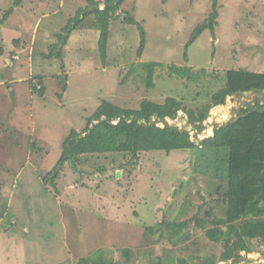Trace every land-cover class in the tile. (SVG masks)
Instances as JSON below:
<instances>
[{"label":"rangeland","instance_id":"374dc122","mask_svg":"<svg viewBox=\"0 0 264 264\" xmlns=\"http://www.w3.org/2000/svg\"><path fill=\"white\" fill-rule=\"evenodd\" d=\"M13 3L0 0V21ZM218 4L214 35L205 30L187 48V61L185 46L207 21L212 0H128L110 21L104 64L99 29L88 17L66 39L63 69L43 56L86 0H24L0 24V264H123L122 249L131 252L127 264H264L262 244L218 261L222 246L205 235L211 221L226 231L228 149L92 155L82 169L57 166L64 140L71 131L81 134L103 101L136 110L143 100L171 97L197 110L224 86L227 71L264 73V0ZM123 13L146 32L140 57L138 30ZM148 63L157 64L151 89ZM172 65L191 68L196 81L170 75ZM258 105L264 93L228 96L201 123L178 112L158 126L186 130L199 146L216 126ZM169 221L186 223L174 244L163 231L145 234L143 223Z\"/></svg>","mask_w":264,"mask_h":264},{"label":"trees","instance_id":"16d2710c","mask_svg":"<svg viewBox=\"0 0 264 264\" xmlns=\"http://www.w3.org/2000/svg\"><path fill=\"white\" fill-rule=\"evenodd\" d=\"M128 0H105L103 2L86 0L87 8L79 9L73 19L62 28L58 44L50 47V52L43 57L55 59L63 69V47L66 39L73 28L77 27L88 17L94 18L95 26L99 29L98 50L101 62L106 60L107 43L109 38V25L120 10V7ZM24 0H14L12 8L6 11L0 21L5 23L14 13V8L19 7ZM163 3L166 0H162ZM219 0H212L211 13L207 21L199 25L192 33L186 46L184 59L187 61V48L191 46L205 31H211L217 26ZM102 6V9L100 7ZM123 21L127 25L137 28L139 34V46L136 52L138 57L142 56L146 46V32L128 13H123ZM64 42L61 45V42ZM1 57V52H0ZM147 70L146 88L154 87V72L157 64L148 63L143 65ZM169 74L179 79L195 80L196 75L191 68L184 66L168 67ZM203 73L204 71L201 70ZM198 76V75H197ZM225 84L211 98L209 104L197 110H187L183 104L175 98H167L158 104L148 100L140 103L139 109L131 110L115 106L103 101L88 120L87 126L81 134L71 131L70 135L62 144L58 165L62 167L68 164L72 171L82 169L88 160L87 156L103 154H122L132 158L143 153L162 152L169 155L172 152H197L199 148L208 150H229L228 181L226 186V219L223 225L226 231L220 230L216 221L210 222L206 228L205 235L208 240L222 246V252L216 260L225 262L233 256L239 257L240 253L252 254L256 245H264V106H255L242 109L239 119L223 126H216L211 137L203 139L199 146L195 145L186 130H178L158 124L164 119L175 120L178 112L186 113L192 124L203 122L209 111L224 103L228 96L241 95L245 93H264V73H253L246 71H227L225 73ZM193 80V81H192ZM196 81V80H195ZM33 91L42 96L43 89L34 87ZM229 100L226 106L220 108L219 116L227 112ZM156 117V121H152ZM34 147V146H33ZM74 163V168L71 162ZM52 174V173H51ZM49 174L48 176L50 177ZM44 177V185L49 177ZM58 174L54 178H57ZM158 202L154 204L156 208ZM135 211V210H134ZM155 214V213H154ZM134 215H138L134 212ZM154 222V221H153ZM138 224V223H137ZM145 234L152 236L155 231H163L168 236L169 242L174 244V239L181 235L183 227L169 221L159 226L142 224ZM123 264H127L131 255L128 249L121 251ZM171 262V261H170ZM172 261V264L175 262ZM92 264L104 263L100 259ZM162 264V263H159Z\"/></svg>","mask_w":264,"mask_h":264},{"label":"water","instance_id":"95a60500","mask_svg":"<svg viewBox=\"0 0 264 264\" xmlns=\"http://www.w3.org/2000/svg\"><path fill=\"white\" fill-rule=\"evenodd\" d=\"M238 119H239V116H238L237 118H235L232 122H236ZM71 165H72V167L74 168V163H73V161L71 162ZM59 169H60V168H59ZM79 173H82V172L80 171ZM116 177H117V178L120 177V173H119V172L116 174Z\"/></svg>","mask_w":264,"mask_h":264}]
</instances>
